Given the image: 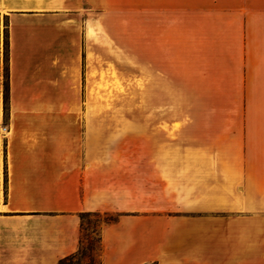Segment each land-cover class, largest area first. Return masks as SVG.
Segmentation results:
<instances>
[{
	"label": "crops",
	"instance_id": "obj_1",
	"mask_svg": "<svg viewBox=\"0 0 264 264\" xmlns=\"http://www.w3.org/2000/svg\"><path fill=\"white\" fill-rule=\"evenodd\" d=\"M130 42L141 118L102 100ZM86 213L119 216L101 264H264V0H0V264H58Z\"/></svg>",
	"mask_w": 264,
	"mask_h": 264
},
{
	"label": "rangeland",
	"instance_id": "obj_2",
	"mask_svg": "<svg viewBox=\"0 0 264 264\" xmlns=\"http://www.w3.org/2000/svg\"><path fill=\"white\" fill-rule=\"evenodd\" d=\"M133 39V38H132ZM133 41V40H132ZM130 66L122 67L123 72L128 75L121 80L117 72L108 70L104 72V86L102 100L104 103H122L130 107V117L141 118L143 115V93H142V62L141 46H133L130 42ZM121 65V64H120ZM123 65V64H122ZM109 67H113L109 64ZM111 75L112 77H107ZM5 90V89H4ZM168 102L174 101V95H167ZM117 214L107 215L105 213L88 215L84 219V231L82 233L83 249L87 253L84 264H101L100 231L105 221L116 218Z\"/></svg>",
	"mask_w": 264,
	"mask_h": 264
},
{
	"label": "trees",
	"instance_id": "obj_3",
	"mask_svg": "<svg viewBox=\"0 0 264 264\" xmlns=\"http://www.w3.org/2000/svg\"><path fill=\"white\" fill-rule=\"evenodd\" d=\"M8 34L6 33V40H5V47H6V84H5V110H6V114H8L9 111V67H8V40H7ZM95 214H100V213H95ZM107 215H110L112 213H105ZM88 215H92V214H83V222H82V233L84 231V219L88 216ZM119 218V216L117 215L116 218H110L108 220L105 221L104 224L107 223H112L117 221ZM100 243L102 244V240H101V231H100ZM83 238H81V245L80 248L77 252L68 255L64 258H62L58 264H84L85 259L87 258V253L85 252V250L83 249ZM102 251V249H101Z\"/></svg>",
	"mask_w": 264,
	"mask_h": 264
},
{
	"label": "built area",
	"instance_id": "obj_4",
	"mask_svg": "<svg viewBox=\"0 0 264 264\" xmlns=\"http://www.w3.org/2000/svg\"><path fill=\"white\" fill-rule=\"evenodd\" d=\"M2 131H3V134L6 135V133L8 131V125L2 124Z\"/></svg>",
	"mask_w": 264,
	"mask_h": 264
}]
</instances>
